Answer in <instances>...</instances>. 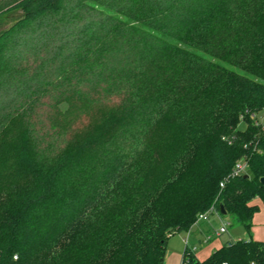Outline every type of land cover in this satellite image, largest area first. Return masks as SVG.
Returning <instances> with one entry per match:
<instances>
[{
	"label": "trees",
	"instance_id": "obj_1",
	"mask_svg": "<svg viewBox=\"0 0 264 264\" xmlns=\"http://www.w3.org/2000/svg\"><path fill=\"white\" fill-rule=\"evenodd\" d=\"M262 110L264 0H0V264H164L212 206L250 233Z\"/></svg>",
	"mask_w": 264,
	"mask_h": 264
},
{
	"label": "rangeland",
	"instance_id": "obj_2",
	"mask_svg": "<svg viewBox=\"0 0 264 264\" xmlns=\"http://www.w3.org/2000/svg\"><path fill=\"white\" fill-rule=\"evenodd\" d=\"M63 107L65 106L62 105V108ZM258 118L260 120H264V110L259 112ZM246 173H248V171ZM254 202L259 204L260 210L254 216L253 226L250 233L243 225L237 223L232 224L231 217L229 215H210L206 220H201L199 221V224L195 223L191 227V229H193V233L182 230L180 232L174 233L169 238L166 247V258H168L170 261L169 263L167 261V264L181 263L182 253L186 245V239L189 241V246L197 247L196 254L201 259L208 256L207 253L210 247L219 248L223 244L227 243V241L232 239H248L251 237L253 239L264 241V206L259 199H256ZM223 223L226 224L227 231L218 236L215 234V232L219 230ZM200 227H202L204 231H207L208 234L212 235L210 241L206 243L199 241L198 237H203L202 233L198 231ZM220 243H222V245L217 247Z\"/></svg>",
	"mask_w": 264,
	"mask_h": 264
},
{
	"label": "built area",
	"instance_id": "obj_3",
	"mask_svg": "<svg viewBox=\"0 0 264 264\" xmlns=\"http://www.w3.org/2000/svg\"><path fill=\"white\" fill-rule=\"evenodd\" d=\"M247 170V163L244 160H239L235 166H234V174H238V173H243ZM213 211L215 214H218V211L215 210V208L212 206L208 211L204 212V213H200L198 215L197 218V222L201 221V220H206L209 217L210 212ZM227 231V226L225 223H223L221 225V227L219 228L218 231L215 232L216 235L220 236L222 233ZM212 235L211 234H207L204 238L203 243H206L208 241L211 240ZM189 244V241L186 239V245ZM189 246V245H188ZM192 248V250L196 251L197 247L196 246H189ZM226 264V263H223ZM251 264H257L256 262L252 261Z\"/></svg>",
	"mask_w": 264,
	"mask_h": 264
},
{
	"label": "crops",
	"instance_id": "obj_4",
	"mask_svg": "<svg viewBox=\"0 0 264 264\" xmlns=\"http://www.w3.org/2000/svg\"><path fill=\"white\" fill-rule=\"evenodd\" d=\"M264 206V205H263ZM255 216V215H254ZM253 220H254V217H253ZM197 224H199V222L197 223ZM199 232H201L202 233V235H203V237L201 236H199L198 237V239H199V241H201L202 243H203V241H204V238H205V236L208 234V232L207 231H204V229H202V227H200L199 228V230H198ZM189 232L190 233H193V229H190L189 230ZM257 240V239H256ZM228 242V241H227ZM220 245H222V243H220L217 247H219ZM212 247H210V249H209V251H208V255H210L211 254V252L216 248V247H213L212 249H211ZM178 255H179V253H178ZM197 255V254H196ZM198 257V256H197ZM199 258V257H198ZM206 258V257H205ZM199 259H201V258H199ZM204 259V258H203ZM167 261H168V263H169V259L168 258H166V256H165V260H164V264H167Z\"/></svg>",
	"mask_w": 264,
	"mask_h": 264
},
{
	"label": "water",
	"instance_id": "obj_5",
	"mask_svg": "<svg viewBox=\"0 0 264 264\" xmlns=\"http://www.w3.org/2000/svg\"><path fill=\"white\" fill-rule=\"evenodd\" d=\"M247 176H248V174H245V177H247ZM261 181L264 183V177L261 178ZM220 208H221V212H222V214H225L226 212H225V210H224V208H223V205H220Z\"/></svg>",
	"mask_w": 264,
	"mask_h": 264
}]
</instances>
